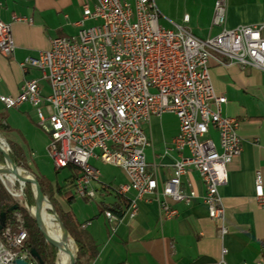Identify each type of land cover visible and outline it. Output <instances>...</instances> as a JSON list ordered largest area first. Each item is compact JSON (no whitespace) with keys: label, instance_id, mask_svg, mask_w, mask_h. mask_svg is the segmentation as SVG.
I'll list each match as a JSON object with an SVG mask.
<instances>
[{"label":"built area","instance_id":"obj_1","mask_svg":"<svg viewBox=\"0 0 264 264\" xmlns=\"http://www.w3.org/2000/svg\"><path fill=\"white\" fill-rule=\"evenodd\" d=\"M160 18L156 0H86L83 15L75 22L77 33L55 36L48 49L24 59L22 67L34 69L38 76L27 77L16 96L2 94L0 100L7 109L26 104L36 109L50 136L47 153L54 165L78 168L76 195L97 197L95 183L101 180V170L94 160L126 172L128 180L111 188L129 205L122 215L107 209L110 221L135 218L140 201L154 199L160 201L161 219L177 216L174 203L190 204L197 196L194 189L182 188L183 177L191 170L205 184L209 216L223 221L226 210L219 188L228 182V164L241 154L243 143L239 119L224 114L227 97L215 93L209 61L221 62L219 54L226 61L264 68V22L223 28L202 39L181 25L167 28ZM89 20L93 22L88 24ZM225 20L226 2L216 0L213 23L222 26ZM15 50L12 22L0 19V52L13 56ZM167 112L177 115L179 132L166 153L175 150L178 158L173 174L160 183L148 167L145 148L151 142L143 125ZM211 127L219 132L221 150L209 135ZM255 190L264 204L261 175ZM17 218L16 230L8 226L0 237V264L17 258L38 264L21 251L28 232L20 214ZM220 231L226 233V225ZM215 264L232 263L223 257Z\"/></svg>","mask_w":264,"mask_h":264},{"label":"crops","instance_id":"obj_2","mask_svg":"<svg viewBox=\"0 0 264 264\" xmlns=\"http://www.w3.org/2000/svg\"><path fill=\"white\" fill-rule=\"evenodd\" d=\"M85 2L0 0V19L12 22L16 43L13 56L0 52V95L16 96L27 77L38 76L34 69L23 68L21 62L48 49L53 37L76 34L78 26L75 22L82 17ZM215 2L176 0L175 8H170L171 13L166 15L158 5L160 22L167 28L184 26L202 39L217 35L223 28L264 22V0H225V23L214 25ZM182 6L183 14L178 16ZM15 16L29 20H15ZM216 56L222 61L215 58L209 61L215 93L227 97L224 114L239 119L243 143L241 154L228 164V182L219 188L226 210L224 220L209 216V207L203 200L205 184L199 173L191 170L184 175L182 188L186 192L194 189L197 196L190 204L174 203L179 210L177 216L161 219L160 201L154 199L140 201L135 218L124 216L121 220L110 221L105 214L107 209L119 207L125 212L128 207V199L111 188L127 181L128 176L121 167L110 165L114 167L112 174L103 176L101 171V180L95 183L98 191L95 199L75 195L68 202L65 197L58 196L62 208L73 213L97 243L98 254L92 264H215L223 257L232 264H264V204L257 200L255 190L258 175L262 176L264 183V68L240 65L226 61L222 55ZM8 123L12 132L19 133L9 120ZM143 128L151 142L145 148L148 167L162 183L173 174V162L178 158L175 150L168 149L167 153L166 150L179 132V119L175 113L167 112L152 117ZM209 135L221 150L219 132L211 127ZM30 153L37 157L35 150ZM98 161H93L97 167ZM36 165L54 185L67 186L73 175L67 176V183L61 184L57 178L46 175L38 163ZM54 170L55 173L59 171ZM222 224L227 227L224 234L220 231ZM224 248L227 249L225 254Z\"/></svg>","mask_w":264,"mask_h":264},{"label":"trees","instance_id":"obj_3","mask_svg":"<svg viewBox=\"0 0 264 264\" xmlns=\"http://www.w3.org/2000/svg\"><path fill=\"white\" fill-rule=\"evenodd\" d=\"M1 130H13V128L8 123V116L5 113H0V131ZM11 146V159L19 165L26 166L27 158L26 151L24 150L23 145L18 142H12ZM5 163V154L2 150H0V164L4 165ZM70 167L75 168L76 172L68 179L69 183L67 184V186H63L58 183L54 185L52 181L45 175L37 174L35 172L34 174L37 177L42 192L48 196L49 201L56 211V214L60 217L64 226L68 230L70 237L74 241V264H92L93 260L97 257L98 254L97 243L95 242L92 235L81 226L73 213H71L70 211H65L62 208L58 198V196L65 197L68 202L72 201L75 198L76 193L72 188H74L78 168L72 165H70ZM55 168L57 171L60 169L58 167ZM30 186L31 183H27L24 196L26 197L27 203L35 205L34 193ZM14 205H17L18 208L12 210L11 208ZM128 205L129 202L127 201L126 206ZM111 208L118 215H122L124 212L122 208L119 207ZM2 213H5V224L3 229L0 231V237H2L4 229L8 226H10L13 230H16V228L20 224V221L17 218V214H20L22 224L28 232V238L21 247V251L31 254V250L36 249L41 256V259L43 260V264H56L58 248L46 239V236L41 230L37 219L30 213L29 208L20 205V203L15 200V198L12 196V194L9 192L2 179L0 178V223L2 220ZM35 260L36 263L39 264V260L37 258H35Z\"/></svg>","mask_w":264,"mask_h":264},{"label":"rangeland","instance_id":"obj_4","mask_svg":"<svg viewBox=\"0 0 264 264\" xmlns=\"http://www.w3.org/2000/svg\"><path fill=\"white\" fill-rule=\"evenodd\" d=\"M157 2L160 8L162 9V11L164 12V14L166 15V14L171 13L170 8H175L176 0H157ZM166 7L167 9L165 10ZM180 9L182 10V12H179L178 16L183 14L184 6H182ZM162 22L164 23L165 21L162 20ZM45 90L46 92H48L49 90L48 87H45ZM44 111L46 113L45 108H44ZM0 113H5L9 118L8 120L10 124L16 127L19 131V133H15L12 131H4V130L0 131V142H2V146L4 147V149L9 153V155H11V147H12L11 143L12 142H18L21 144L23 143L25 147L26 158H27L26 166L19 165L15 163L13 160H11L13 164H17V166L22 167L23 169L27 170L33 177L34 176L36 177L34 172L37 174H41L38 171V166L36 165L38 163L42 171L45 172L46 175L57 178V180L61 184L67 183L66 177L74 174L76 170L75 168L67 166V167L60 169L58 173H55L54 163L52 159L49 157L47 153V148H46L49 142L50 136L47 133V131L42 127V125H40L39 117L37 115L36 109H34L30 104L23 106L21 109H16V108L7 109L4 107L3 103L0 102ZM32 149L35 150L37 153L36 158L30 153ZM5 161H6V158H5ZM98 167L101 168L103 176L105 174H109V175L112 174L113 172L112 169L114 168L113 166H110L109 164H105L101 161H98ZM4 182L3 183L5 184L9 192L12 194V196L15 198V200L18 203H20V205H23L29 208L30 213L35 217L36 212L32 211V207L34 206L37 207L38 204L36 200V195L33 190V184H31L30 187L34 193L35 205H31L30 203H27L26 197L24 196L27 183L26 184L23 183L21 179L19 178L16 179V181L13 183L10 182L7 178H4ZM72 189L74 191V188ZM17 192H20L21 194L18 195ZM46 197L48 198L47 195ZM49 211L52 212V210L50 209ZM31 256L32 258H35L33 255Z\"/></svg>","mask_w":264,"mask_h":264},{"label":"bare ground","instance_id":"obj_5","mask_svg":"<svg viewBox=\"0 0 264 264\" xmlns=\"http://www.w3.org/2000/svg\"><path fill=\"white\" fill-rule=\"evenodd\" d=\"M2 143V142H1ZM0 173L4 178H7L10 182H15L16 179H21L24 183V179H31L33 176L25 169L19 166H14L10 161L5 165H0ZM24 185V184H23ZM20 195V192H17ZM51 205L43 200L37 207H32V211L36 212L41 223L43 231L59 245L56 264H70L71 254L75 250L73 239L69 236H65L61 226L56 218V215L49 211Z\"/></svg>","mask_w":264,"mask_h":264},{"label":"water","instance_id":"obj_6","mask_svg":"<svg viewBox=\"0 0 264 264\" xmlns=\"http://www.w3.org/2000/svg\"><path fill=\"white\" fill-rule=\"evenodd\" d=\"M0 150H2V151L4 152V154H5V158H6V162H7V163H8V161L12 162V161H11L12 159H11L9 153L4 149V147L2 146V143H1V142H0ZM12 163H13V162H12ZM14 166L17 167V164H14ZM0 177H1V179L3 180V182H4V177L1 175V173H0ZM23 181H24L25 184H26V183H31V184H33V190H34V193H35V195H36V200H37V204H38V205H39V203H40L41 201H43V200L47 201V202L51 205L50 210H52V212L56 215V218H57V220H58V222H59V224H60V226H61V229L63 230L65 236L68 238V237L70 236L68 230H67L66 227L64 226V224H63V222L61 221L60 217L56 214V211H55V209L53 208L51 202L48 200V198L46 197V195L42 192V190H41V186H40V184H39L37 178L34 176V177L31 178V179H28V178H27V179H24ZM4 183H5V182H4ZM17 208H18V206H17V205H14L11 209H12V210H15V209H17ZM35 217L37 218L38 223H39V225H40V228H41V230L43 231V229H42V227H41L40 219H39L37 213H35ZM4 224H5V213H2V220H1V223H0V231L3 229ZM43 233L45 234L46 239H47L50 243H52L53 245H55V246L59 249V245H57L53 240H51V239L49 238V236H48L44 231H43ZM58 253H59V252H58ZM31 254H32L35 258H37V259L39 260V264H43V260L41 259V256L39 255V253L37 252L36 249H32V250H31ZM74 263H75V257H74V254H73V252H72V254H71V263H70V264H74ZM12 264H27V260H26V259H23V258H17Z\"/></svg>","mask_w":264,"mask_h":264}]
</instances>
